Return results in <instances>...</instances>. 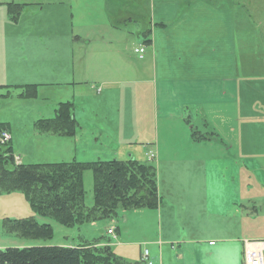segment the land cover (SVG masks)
Wrapping results in <instances>:
<instances>
[{
  "label": "crops",
  "instance_id": "0c3cea01",
  "mask_svg": "<svg viewBox=\"0 0 264 264\" xmlns=\"http://www.w3.org/2000/svg\"><path fill=\"white\" fill-rule=\"evenodd\" d=\"M193 1L158 0L156 3L152 0L149 27L137 22L136 0H100L101 21L107 23L93 25L88 20L95 11L88 0L22 3L21 15L9 36V39L14 38V48L19 59H24L27 70L17 86L36 85V97L29 100H44V105L36 112L43 109L32 117V131L27 132L19 143L14 141L10 126L0 119V123L8 128L13 155L21 164H35L32 160L46 155L59 156L58 160L48 161L51 163L79 160L74 153L77 144L74 142L79 141L77 136L68 138L40 133L35 130L34 123L52 118L57 105L62 102H72L73 118L80 122L89 110L87 102L91 99L94 100L91 110L94 116L98 118L102 109L104 118H110L105 112L106 106L103 108L102 105L109 96V87L94 86L96 81L90 79L97 76L99 65L103 66L100 69L103 75L98 76L114 80L103 81V84L124 86L119 89V104L115 110L119 114L116 138L120 145H112L111 154L116 161H122L118 160L124 131L122 113L137 111L136 107L127 104L128 100L133 98L135 101L138 94L149 96L152 131L147 139H141L138 121L133 130L134 138L149 143L148 151L155 154V159L150 162L156 172L157 208L131 210L129 218L126 216L120 227L107 224L102 235L105 237L106 231L114 228L115 237L107 238L114 255L124 264H141L143 249L148 250L149 261L153 264H242L244 241L264 240V227L256 236L244 235L237 230L233 232L236 225L226 218L238 217L241 213L247 218L250 215V199L245 197L248 193H243L244 188L249 190L250 186L244 185V177L253 176L264 193V163L257 161L264 160V46L255 41L251 45V38L257 35L248 21L238 23L237 14L228 0ZM84 4L87 6L80 9ZM181 5L185 7L177 13ZM75 8H78L76 17ZM93 32H97L96 35ZM94 36L97 39L93 40ZM92 41L95 44H91ZM145 41L149 43L145 44ZM79 44L87 48L94 46L99 52L102 50V54L89 57L75 54ZM130 47L134 50L144 47V57L139 58V67L121 68L122 59L128 62L123 48ZM31 60L36 63L33 68L38 77L33 81L28 76L34 71L28 64ZM145 67L149 69L146 79L125 78L142 75ZM126 85H133V88L126 90ZM55 87H63L66 91L58 97L57 90L51 93ZM76 105L80 111L75 110ZM175 121L186 125L185 131L180 125L181 141L170 134V124ZM160 122L162 129H169V140L163 141L162 150L159 147ZM216 123L222 126L228 137L226 141L222 133L216 132ZM126 126V130L132 129L129 123ZM102 133L99 131L98 137ZM192 133L211 137V140L196 141L191 137ZM31 139L34 145L27 150ZM90 141L89 147L101 143L94 136ZM212 142L219 143L217 149L222 156L203 157L201 152L210 150L205 145ZM164 148H167V154ZM128 151L135 161L140 160L138 151ZM97 161L102 160L98 158ZM124 212L127 211L119 214ZM204 212L214 217L202 224L200 219ZM261 212L264 213V208ZM145 218L153 222L150 231L143 224ZM135 232H141V235L136 237ZM4 248L8 247L0 246V250Z\"/></svg>",
  "mask_w": 264,
  "mask_h": 264
},
{
  "label": "rangeland",
  "instance_id": "374dc122",
  "mask_svg": "<svg viewBox=\"0 0 264 264\" xmlns=\"http://www.w3.org/2000/svg\"><path fill=\"white\" fill-rule=\"evenodd\" d=\"M85 1V0H84ZM96 3H92L95 2ZM156 3L158 0H154ZM189 3L194 2L193 0H187ZM229 3L232 4L234 11L237 15H235V18L237 19L238 23L248 21L250 23V26L252 27L253 33L257 35V37L251 38V45L253 46V41L256 43H261L264 46V0H228ZM45 3L47 0H3L0 2V10L2 11V14L0 16V35H2V40H0V119L2 121H5L4 123H7L10 126V129L12 130V135L14 141L19 143V141L22 140V138L27 134V132L32 131L30 129V125L32 122V117L35 115H38V113L43 109H39L38 112H36V109L41 106L44 103L43 99H37V101H31L27 98L20 99L18 97L19 94L24 93L23 86H17L22 80V74L24 75V72H26V68L24 67V59H19L16 49L14 48L16 45H14V38L9 39L10 34L12 33V27H14L15 23L12 21V16H14V12L10 13L7 8L8 3H14L18 5H22V3ZM90 2V7L95 12L92 13V16H89V23L91 25L98 23V24H105L107 22H102V14L100 12V8L102 6L100 4V0H88ZM152 0H136V5L138 7V16H137V22L139 25H145L149 27L152 12ZM87 5L84 4L80 9L86 7ZM185 5H181V7L178 9L177 13L180 9L184 8ZM78 8H75V17L77 16L78 12L76 11ZM79 9V10H80ZM17 11V10H15ZM21 15V14H20ZM19 20V18H18ZM17 20V21H18ZM75 22H77V19H75ZM158 24V21L156 22ZM97 32H93V35H96ZM258 38V39H257ZM97 39L95 36L93 37V40ZM13 41V42H12ZM98 41V40H97ZM82 44V43H81ZM79 44L75 47V54L84 55V57L89 56H97L98 53L100 55L102 54V50L99 52L98 48H93L94 46H90L87 48L83 44V46ZM93 43V41L91 42ZM96 44H99L97 42ZM251 46V48H252ZM262 46V47H263ZM31 50H34L33 47H31ZM116 51V50H115ZM123 52L126 55V59L128 62H126L124 59L123 63L120 64V67L123 68V66H128L131 68H134V66L139 67L140 66V57L139 54L134 53V47L130 48H123ZM78 57V55H77ZM141 57H144V54H141ZM129 63V64H128ZM18 64H22L20 67ZM28 64L32 66L33 68L36 63L34 61H28ZM99 64V63H98ZM102 65L98 66V73L96 77H91V81H96L94 86H97L99 88H107L109 90L106 98V102H103V108L106 106L107 111H105L108 115H110V118H104L102 114V109H100V115L98 118L94 116L92 113V109L94 106V100L91 99L87 103L89 105V110L83 114V119L80 120V122H77L79 125V130H77L75 136L78 138V142L76 147L73 145H69V147H74L76 158L79 159L78 161L82 162H95L99 159L102 161H114L116 159L113 158L111 152L112 145H120L118 144V140L116 138V122L118 113H115L116 107L118 106V98H119V89L124 88V86H120V84H111L106 83L103 84V81H114L110 78H103L98 75H103V73L100 71ZM103 67V66H102ZM34 69V68H33ZM28 76L30 77V81H33L34 79H37V72L34 69L32 73H29ZM149 76V69L145 67L143 74L138 75L136 78H129V76H126V79H141L144 80L146 77ZM101 78V79H100ZM116 81V80H115ZM121 81V80H119ZM8 83V84H4ZM113 85V86H112ZM144 86V85H141ZM83 87V85H82ZM133 88V85H126L125 89L128 90L129 88ZM84 88V87H83ZM139 88V87H138ZM54 90L58 91V97H60V94H63L66 89L63 87H55L51 89V93L54 92ZM115 90V91H114ZM140 92V90L138 91ZM128 98V97H127ZM59 99V98H58ZM63 99V98H62ZM127 103V101H126ZM78 104L82 105V102L78 100ZM124 104V101H123ZM130 107L134 106L136 107V112L133 113L132 110H130V114L128 112L122 113V126L123 130L120 138L121 147L119 150L120 158L118 160L127 161V160H134L131 155L130 150L138 151V154H141L140 160L138 159L137 162L139 163H146L153 166V162H150L148 160V153H149V143L146 142H140L144 140L137 141L134 138V124L135 122H139L140 124V133H141V139H147L148 135L151 133V122H150V100L149 96L147 94L140 95L138 94L137 99L134 101L133 98L128 100V103ZM44 105V104H43ZM75 110L80 111V108L78 105H76ZM74 111V109H73ZM48 116L51 115V112L47 114ZM129 116V118H127ZM233 119V117L231 118ZM80 123H84L85 126H81ZM126 123H129V127L132 129L126 130L125 127ZM162 122H160V136H159V147L162 150V143L164 140L168 139V130L169 129H162ZM180 125L184 128V131L186 129V125L182 122H172L170 124V134L176 136V138L182 140L183 138L181 135H183V131L180 130ZM85 127V129H84ZM214 127L216 129V132L222 133V138L226 141L228 137L224 135L223 128L220 124L216 123L214 124ZM151 128V129H150ZM200 131L203 132H211V130H203L202 128H198ZM99 131H102V135L98 137ZM187 133V132H186ZM10 136V134H9ZM74 136V138H75ZM94 137L99 138L100 145L95 147H89L91 146V139ZM175 138V139H176ZM85 141L87 143H85ZM146 141V140H145ZM180 141L178 143L176 142L175 145H179ZM16 143V144H17ZM69 144V143H68ZM67 144V145H68ZM87 144V145H86ZM129 144V145H127ZM153 144V142H152ZM151 144V145H152ZM219 143L212 142V144L205 146L209 147L210 150L206 152V149L201 152V155L204 157V155H208L210 159H214V156L220 157L222 156V153L219 152L220 149H217L219 147ZM32 145H34V140L31 139L29 142V145L27 147V150H29ZM85 145L88 146V151L85 149ZM215 148V149H211ZM220 148V147H219ZM165 154L168 153L167 148ZM85 150V151H84ZM116 150V151H118ZM155 150V149H154ZM114 151V152H116ZM152 151V150H151ZM150 151V152H151ZM173 151V150H172ZM181 151V150H180ZM111 154V157L109 156ZM96 155V157L94 156ZM123 155V156H122ZM40 157V156H39ZM35 158L38 160H32L35 164L38 163H46L48 161H55L59 159V156H41V158ZM160 159H162L161 156H159ZM74 160V159H72ZM71 161V160H69ZM259 163L263 165L264 160H257ZM51 163V162H48ZM169 178V175L167 176ZM170 179V178H169ZM242 182L244 185L249 184V190L247 188H244L243 193H248L247 196L248 199H250V215L247 218L245 214L242 215L238 214L234 217H226L228 222H233L234 225H236L235 231L233 232L237 233H244V235L249 236H256L259 233L262 232V227H264V213L261 212V210L264 207V196L258 186L256 185V180L253 176L244 177V180L242 179ZM157 184V181H156ZM83 188H84V205L86 207L92 206V196H93V177L92 173L90 171H86L83 175ZM248 190V191H246ZM182 201V200H180ZM247 205V204H246ZM121 212V211H120ZM129 211L120 213L115 219L112 220H100L92 224H83L80 226H75L72 228L64 227L59 225L58 223L54 222L50 218H43L38 215H35L32 210L29 207L28 202L25 200L24 196L20 192H12V193H0V246L5 247H13V248H27V247H41V246H58V245H65L68 243H84L91 242L94 239H97L101 237L105 233V229L107 224H113L118 225L119 227L122 225L124 218L126 216L129 218ZM204 217H201L200 220L202 221V224L207 221L208 218H213L214 215H210L204 212ZM30 217H33L36 222L39 224H48L53 229V237L48 240L43 239H24L19 237L14 232L9 231L7 228L6 222L7 220H23L28 219ZM219 218V216H217ZM232 218V219H231ZM231 219V220H230ZM225 219H223L224 221ZM143 224L145 228L150 231L153 227V222H151L150 219H144ZM112 230V234H108L107 231ZM106 231L107 236L115 237L114 234V228H110ZM236 233V234H237ZM122 234V231H121ZM235 234V235H236ZM141 235V232H135V236Z\"/></svg>",
  "mask_w": 264,
  "mask_h": 264
},
{
  "label": "trees",
  "instance_id": "16d2710c",
  "mask_svg": "<svg viewBox=\"0 0 264 264\" xmlns=\"http://www.w3.org/2000/svg\"><path fill=\"white\" fill-rule=\"evenodd\" d=\"M23 7L7 4L8 11L15 14L12 16L14 23ZM148 43L145 41V44ZM23 87L24 93L19 94V98L36 97V85ZM34 128L40 133L74 137L79 125L73 118L72 102L59 103L54 116L37 120ZM7 130L6 125L0 123V133ZM191 137L196 141L211 140V137L195 136L194 133ZM86 171H90L93 177L91 207L84 205L83 175ZM15 191L24 196L35 215L50 218L68 228L112 220L120 211L153 210L158 205L156 172L152 165L134 160H71L16 165L9 141L0 144V193ZM6 225L9 231L24 239L48 240L53 237L52 227L39 224L33 217L7 220ZM110 245L106 235L91 242L84 241L77 247H8L0 250V264H124L122 259L114 255Z\"/></svg>",
  "mask_w": 264,
  "mask_h": 264
},
{
  "label": "built area",
  "instance_id": "2783aa9c",
  "mask_svg": "<svg viewBox=\"0 0 264 264\" xmlns=\"http://www.w3.org/2000/svg\"><path fill=\"white\" fill-rule=\"evenodd\" d=\"M135 53L142 54L143 48L135 50ZM10 140V136L7 132L0 133V144L6 143ZM149 159L154 158V154H148ZM16 164L20 163L18 157H14ZM108 234H112V230L107 231ZM144 264H152L148 259V251L144 250L141 254V260ZM243 264H264V241H245L243 249Z\"/></svg>",
  "mask_w": 264,
  "mask_h": 264
}]
</instances>
